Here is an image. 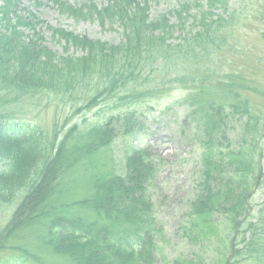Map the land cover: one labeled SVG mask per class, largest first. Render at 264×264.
I'll return each instance as SVG.
<instances>
[{
	"label": "trees",
	"instance_id": "trees-1",
	"mask_svg": "<svg viewBox=\"0 0 264 264\" xmlns=\"http://www.w3.org/2000/svg\"><path fill=\"white\" fill-rule=\"evenodd\" d=\"M18 1L0 0V89L17 96L64 100L79 90L90 105L125 91L146 70L169 73L176 63L187 66L182 78L186 84L199 78L188 75L236 31L228 24L232 17L223 15L231 0H185L157 11L156 17L149 13L153 0H53L64 15L117 24L125 32L114 44L48 26L53 39L58 36L78 48V54H58L37 34L44 21L32 15L26 22ZM177 32L182 37L174 42ZM226 78L222 96L206 95L207 102L192 105L201 154L189 214L200 228L207 224L210 233L216 227L208 219L222 216L229 234L217 255L204 262L192 258L188 264H264V107L244 98L232 75ZM208 80L200 78L204 84ZM243 89L255 97L263 93L260 88ZM260 99L264 102L263 95ZM118 113L89 125H84L86 120L70 122L51 141L31 123L0 121V201L18 194L10 222L14 231L38 230L39 244L74 264H158L162 230L149 193L156 156L134 150L122 173L104 169L95 158L117 137L119 123H124V133L135 128V112ZM82 162H88L93 174L91 190L75 200L66 197L64 183ZM5 236H0V248L6 245ZM23 249L18 252L26 262L14 264H39L37 253Z\"/></svg>",
	"mask_w": 264,
	"mask_h": 264
},
{
	"label": "rangeland",
	"instance_id": "rangeland-1",
	"mask_svg": "<svg viewBox=\"0 0 264 264\" xmlns=\"http://www.w3.org/2000/svg\"><path fill=\"white\" fill-rule=\"evenodd\" d=\"M74 1L77 0H71ZM96 1L101 4L105 0ZM181 1L185 0H160L159 3L153 0L149 6L150 16L156 17V13H160L157 11L163 12L165 8ZM17 9L20 16H25L26 22H29L32 15L44 21L46 26H39L37 34L44 36L45 43L58 54H78V48L58 36L53 39L48 26L114 44L125 34L117 24L110 27L99 20H77L64 15L53 0H19ZM217 12L220 13L221 9L218 8ZM223 15L232 17L228 24L236 26L235 35H230L223 42V48L217 54L213 52L204 64L199 63L195 71L188 75H198L199 78L189 80L186 84H183L182 78L187 72V66L176 63L169 73L158 74L146 70L138 82L123 87L125 91L110 93L90 105L79 90L62 100L32 94L17 96L0 89V121L7 119L31 123L46 132L50 141L54 140L58 130L67 129L70 122L86 120L84 125H89L99 123L113 113L120 115L118 111L121 110L135 112L136 116L131 121V124L136 125L133 131L130 134L124 133V127L121 126L124 123H119L117 137L95 158L100 159L104 169H115L122 173L129 154L134 150L144 149L156 156L155 179L149 193L157 207L158 223L162 230L158 234V264L175 260L188 264L192 258L204 262L211 255L218 254V248L224 246V239L229 234L222 216L215 214L208 219L216 227L210 233L207 224L200 228L196 223L197 218L189 214L190 200L197 193L196 173L201 154L192 105L198 101H202V104L207 102L206 95L222 96V81L232 75L238 82L236 88L240 89L244 98L264 107L260 99L261 95L264 96V0H231L230 9ZM27 28L23 30L25 35H29ZM180 35L181 32H177L172 41L179 42L182 37ZM205 76L211 80L204 84L200 78ZM87 78L91 80L89 75ZM199 86H204L205 92L197 90ZM249 87L260 88L263 93L255 97L243 89ZM92 175L88 162L78 164L70 174V180L64 183L66 197H77L73 198L75 200L85 197L91 190ZM17 196L0 201V236L6 235L7 238L5 247L0 248V264L26 262L27 258L18 252L23 248L37 253L41 260L39 264H74L39 244L38 230L14 231L11 228L10 222L18 205V201H15Z\"/></svg>",
	"mask_w": 264,
	"mask_h": 264
}]
</instances>
